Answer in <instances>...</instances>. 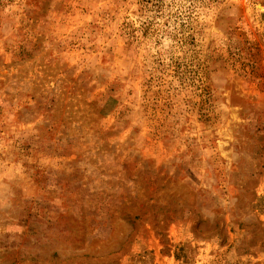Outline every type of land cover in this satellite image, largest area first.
<instances>
[{"label": "rangeland", "instance_id": "rangeland-1", "mask_svg": "<svg viewBox=\"0 0 264 264\" xmlns=\"http://www.w3.org/2000/svg\"><path fill=\"white\" fill-rule=\"evenodd\" d=\"M0 264H264V0H0Z\"/></svg>", "mask_w": 264, "mask_h": 264}]
</instances>
